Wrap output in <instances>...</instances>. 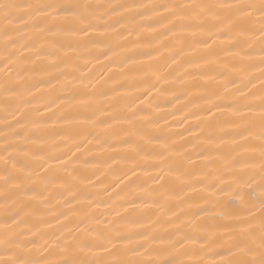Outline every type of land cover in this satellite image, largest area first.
I'll return each mask as SVG.
<instances>
[{
    "label": "snow or ice",
    "instance_id": "1",
    "mask_svg": "<svg viewBox=\"0 0 264 264\" xmlns=\"http://www.w3.org/2000/svg\"><path fill=\"white\" fill-rule=\"evenodd\" d=\"M0 264H264V0H0Z\"/></svg>",
    "mask_w": 264,
    "mask_h": 264
},
{
    "label": "bare ground",
    "instance_id": "2",
    "mask_svg": "<svg viewBox=\"0 0 264 264\" xmlns=\"http://www.w3.org/2000/svg\"><path fill=\"white\" fill-rule=\"evenodd\" d=\"M20 2H27V0H20ZM88 2H96V3H104L107 2V0H88ZM111 2L113 3H121V2H131V0H111ZM142 2H159V3H166L168 2V0H142ZM139 94V93H137ZM151 104L153 105V109L156 111L158 119L161 123L162 126L165 127V130L167 131V126L164 125V120L165 118H167V120L173 124V132H178L181 131L182 129L180 128V121H179V117L181 115V112L184 110V105H183V101H177L174 96L172 95L171 92H167L164 95H157L155 96L152 101ZM159 105V108L156 109L155 106ZM175 112L177 119L173 120L172 119V113ZM87 157L89 159H91L92 153H87L86 154ZM89 171H94V169L91 168V165L88 166ZM93 179H95V176H93ZM102 179L105 180V183H112L113 181V177H107L104 178L102 177ZM102 191V189H101ZM220 196L223 198L225 196V194L221 193ZM103 210V209H101Z\"/></svg>",
    "mask_w": 264,
    "mask_h": 264
}]
</instances>
